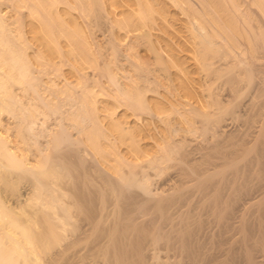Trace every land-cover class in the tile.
Instances as JSON below:
<instances>
[{
	"label": "bare ground",
	"instance_id": "6f19581e",
	"mask_svg": "<svg viewBox=\"0 0 264 264\" xmlns=\"http://www.w3.org/2000/svg\"><path fill=\"white\" fill-rule=\"evenodd\" d=\"M6 1L12 3L16 9L21 10L18 20L21 26V37L12 27L14 21H11L7 11L2 9L0 4V128L4 126L3 117L6 115L11 114L17 120V124L14 126L17 134L15 137L19 138V150L22 152L18 154L12 148L11 143L13 140H9L12 138L7 137L0 129V264H148V261L154 263L153 260L155 259L159 264H180L181 260L182 264L187 261L188 264H199L200 262V264H206L204 262L207 260L206 257L211 255L205 251L206 247L203 248L206 244H203V246L202 240L197 242L198 250L200 251V248H203L201 253L196 250L197 247L194 244L203 237L198 231L204 229V223L207 222L198 219V216L196 217L193 213V211H197L196 209L190 212L194 216H189L186 209H190L188 206L193 203H188V208L183 207L186 208L184 211L188 214L184 215L185 212L183 211H181L183 214H179L180 211L176 206L182 204L184 199H181L180 196L175 197L177 193H172L175 190L170 193L165 190L156 193L154 192L155 189H152L154 184L152 187L150 184L152 174H155V171L160 172L159 169H162V164H164V158L158 156V148L169 141L166 127L169 130L168 125H170L172 115L179 113L176 122L180 124L181 129L185 132L191 131L193 117L186 111L182 110L180 112L179 104L174 103L163 92L152 95L146 100L147 108L155 114L154 119L150 118L149 115L138 114L137 111L143 105L141 103L144 102L143 99L141 101L135 98L132 104L124 103L125 101L120 97L110 93L101 81H97V78L92 82L90 81L88 72L97 73V69L102 68L100 67L102 64L97 57L94 42L91 40V32L83 22L86 0ZM196 1L99 0L103 11L108 15L112 24L116 26V30L114 29L115 31L112 34L114 36L110 41L114 44H111L114 47L112 53L119 52V46L128 43V38L133 34L134 36L138 34L136 36H141L140 38L146 37L152 45V50L157 55H162L163 62L172 70V82L176 90L183 99L193 106L191 108L194 112L205 115L210 112V106L204 101L200 92L202 83L198 79L199 74L205 71L209 75L212 71L211 62H214V59L217 60L216 58H224L235 54L227 60L224 58V61L230 62L229 59L237 58V53V55H240L237 49H241L239 46L234 45L236 44L235 41L239 40L237 37H234L237 40L232 39L233 36H239L240 34L244 37L246 35L248 37L254 34L259 35L257 31L264 28V0ZM0 2L3 3L2 0ZM219 3H222L220 5H224V8L226 7L223 10L227 12L221 10ZM194 5H198V7L195 8ZM172 8L175 9L174 12L169 11ZM170 20H175V22ZM178 20L185 21V25L182 27L183 30H176L178 28L174 24ZM221 21L222 23H220ZM253 21L255 22L253 23ZM228 28L231 30L227 31ZM169 30L176 31L177 35L175 34V36L179 38L173 40L174 37L172 38ZM254 30L256 33L252 32ZM248 31L253 35H250ZM261 32L264 33V30ZM261 32L260 34H262ZM231 33L234 34L231 35ZM260 36L246 37L248 39L245 41L251 43V38H253L257 42L255 44L257 45L256 49L262 48L264 40L257 41L261 39L257 38ZM245 41L243 42L245 43ZM252 43L251 45L254 47L255 45ZM258 43L261 44V47ZM248 46L247 51L249 49V52L252 53L255 48ZM245 56L247 57V55ZM240 59L237 58L239 60L238 64L241 62L240 65L236 64L240 69L245 68V62L240 61ZM249 59L251 58L249 57ZM219 60L223 62V59L220 58ZM231 64L236 66L232 62ZM105 68L107 69L108 66ZM108 70L110 71V69L106 70L110 82L120 87L118 80L115 78L117 75L114 76L113 72H108ZM239 71L240 75L245 73L243 70ZM246 73L250 75L249 71H246ZM246 76L243 78H246ZM95 77H97V74ZM18 91H21L22 94L25 93V96L28 94L29 98L25 97L26 101H24L22 95V99H20L19 93L21 92ZM68 105L71 107H68ZM251 118L255 117L252 116ZM82 121H87L89 125L87 127L82 126ZM14 127L12 128L14 129ZM76 128H79V130ZM72 129L78 130L77 133L80 137L83 135V145L81 146L85 145V150L87 149L93 155L96 164L98 163L111 177L129 175V177L124 178H131L132 180L130 182V179H128L127 183L131 184L126 183L124 185V180L120 183L117 182V184L123 182L118 185V189L114 184L110 189L106 188L108 185L99 186L100 188H97V215H93L94 211L89 207L87 208L89 212L93 211L90 213L91 215H88L89 212L86 210L85 213L88 212V214L81 211L84 215L75 216L73 215L75 212L72 213L70 209L73 202L65 199L67 195L75 197V204L78 203V200L84 201L85 196L87 197L93 193L84 194L79 188L82 183H85L84 180L87 175H81L85 177L84 180L81 177L74 176L75 180L72 181V179V183L65 181L66 172L78 169L76 164H78L77 166L81 164H71V160L65 161L66 154L64 153L66 151L64 149H67V151L72 150L76 140L73 141L76 135H72ZM262 130L261 133L263 134L258 136L257 141L254 140L256 143L263 141L262 144H258V147L262 148H257L260 150V152L259 150L257 152L262 158L260 160L258 156L254 160L258 161V164L261 161L264 164V128ZM237 141L229 142V146H227L229 149H225L226 155H223L226 157H221L224 158L223 161L226 160L222 162L225 165L220 167L218 159L210 161H212L213 169H222L224 174L223 177L221 176L222 180L225 176H229L230 171H233L232 173L236 175L245 172L243 167L248 172L249 170L252 171L253 167L256 168L254 173L259 172L257 173L258 176L256 174L254 176V173L253 176L263 182L261 185L258 181L260 184L256 186V189L263 186V196L259 197L258 200H255L252 196L253 200L250 199L251 201L248 204L250 206L259 205L258 210L261 211L259 216L262 219L260 221L259 218H254L257 221H254L253 225L256 224L255 226H257L259 223L256 222L260 221L258 226H261L259 229L261 231L258 230L259 233L256 231L260 237L256 239L254 235L253 237L250 236L253 232L249 233L248 227L253 228V225L249 224L250 221L247 225L245 223L247 219L244 220L243 218L244 221L242 220L243 223H241L243 227L241 225L240 227L243 229L241 232L244 234L242 233L240 239L237 238V248L235 250H238L239 255H243L246 264H261L258 263V261L260 262V259L258 260L259 255L255 256L257 251L254 250L260 249V257L264 260V165L260 164L263 165L261 167H257L260 165L252 166L250 164H254V158L250 160L253 163L250 162L249 164V161H245L246 159L242 158L241 155L240 161L233 159L234 150L232 151V148L242 146L241 149H237L235 155L239 152V154H244V157H246L250 152L246 154V147L242 144L253 143V140L248 139L246 136ZM223 145L225 144L223 143ZM222 151L224 152V150ZM70 152L72 154V152L80 151L72 150ZM83 158L79 157L78 159L82 162L81 159L83 160ZM159 162L162 164L159 165ZM241 162L245 165L243 166ZM246 162H248V166H246ZM240 163L243 166L242 168ZM158 166L161 167L158 168ZM79 171L78 174H80ZM140 172H143V175L145 173L144 177L140 176ZM84 173L87 172L83 171L82 174ZM138 174L141 177L140 179H138ZM234 174H232L233 177H235ZM248 176L250 178V175H247L246 178ZM237 177L242 179L239 176ZM76 178L84 182L81 181L79 185L80 180L76 181ZM232 179L227 182L231 183ZM251 179H253L252 176ZM253 188H248V190L253 191ZM256 189L254 190L256 191ZM158 190L157 188L156 191ZM251 190L248 192L252 193ZM219 191L221 192V190ZM249 193L245 192L246 195H241L245 197L248 194L250 196ZM212 196H214L212 210L215 216L220 217L219 221L224 218L222 220L224 224L226 223V221L224 222L226 217L223 216L231 217V214L227 215L229 214L227 209L232 208L233 202H236L234 199L238 200V198H234L233 201L228 203L232 199L231 196L230 199L226 200L221 197L217 199L215 195ZM182 197L185 198V194ZM236 197L241 196L236 195ZM243 198L241 199L243 200ZM241 199L239 200L241 201ZM245 199H247L245 201H248V198L245 197ZM189 202H192V200ZM79 204H81V208L86 209L82 202L76 205L79 206ZM228 204H232V207H229ZM248 204L246 202V205ZM76 205L75 207H78ZM193 206L195 205L191 207ZM170 207L176 208H173V210H177L174 212L178 214L173 213L178 217L173 218V214L170 213L173 211L172 209L167 212ZM143 208L147 211L143 212ZM252 209L254 213L251 214H256L257 212L254 211L253 207ZM201 214L204 213L201 212ZM215 216L213 215V217ZM216 217L215 220L218 223ZM232 218L234 217L232 216ZM228 221L225 226L230 223ZM235 222L237 221L235 220ZM208 225L207 227H210ZM197 233H199L200 238H198L199 236L196 237ZM207 240L209 241V239ZM225 240L224 243L221 242L223 245L226 244ZM231 244L227 245V250L231 249L229 248ZM221 248L222 252L227 251L224 247ZM229 251L221 255L215 254L218 257L213 258H219L221 263L218 264H226L228 260L225 259L226 257L224 258V256H227L225 254H230L229 258L232 256L235 259L236 256L240 258L234 250L230 251L231 253ZM205 253L207 256L203 257ZM215 255L212 253L211 256ZM177 256L180 258H177ZM219 256H222L225 260ZM201 257L204 261L201 260ZM235 259L233 258L229 264L244 263H240V260L238 262L237 259L236 262ZM183 260L185 261L183 262ZM215 260L217 261V259ZM219 260L218 262H220ZM262 262L264 263V261Z\"/></svg>",
	"mask_w": 264,
	"mask_h": 264
},
{
	"label": "rangeland",
	"instance_id": "374dc122",
	"mask_svg": "<svg viewBox=\"0 0 264 264\" xmlns=\"http://www.w3.org/2000/svg\"><path fill=\"white\" fill-rule=\"evenodd\" d=\"M86 1H87L86 2V11L84 14L85 17H84L83 22H84L85 26L88 27V29L91 32V36H92L91 40L94 42V46H95L96 52H97V57H98L100 63L102 64L100 66L102 68H98L97 73L96 72L92 73V71H89V72L87 71L88 74L90 75L89 76L90 81L92 82L97 78V81H101L103 86L110 93L120 97L123 101H125L124 103L127 102V103L132 104V101L135 98L136 99L138 98L141 101L143 99L144 102H141V103H143L144 106L142 105L139 108L140 110L137 109L138 114L149 115L150 118L154 119L155 114L150 109L147 108L148 104H147L146 100H147V98L151 97L152 95H157V94L163 92L172 101H174V103L179 104L178 108H179L180 112H182V110L184 112L186 111L191 115V117H193V126L191 128V131L185 132L181 129L180 124L178 122H176L177 121L176 118H177V115L179 113L177 112L176 115L175 114L172 115V118L170 120V125H168L169 130H168V127H166L167 137H169V141H168V143L164 144L162 147L158 148V150H159L158 156L164 158V164H162L161 162H159L158 164L160 165V163H161L162 169L163 168L164 169L163 170L159 169V170H161L160 172H157V171L154 172L155 169L153 170V172L155 174H152L153 175L151 177L152 183L150 182L151 187L154 184V187H152V189L153 190L155 189L154 192H156V193H158V192L160 193V191L162 192L164 190L167 193H170L173 190H175L174 192H172V193H175V192L177 193V194H175V197L180 196L181 199H184L183 202L181 201L183 205L180 204V205L176 206V208L180 211L179 214L180 213L183 214L181 212V211H183V212H185L184 215H186V214H188V213H186V211H188L189 216H191V215L194 216L193 213H195L196 217L197 216L199 217L198 219H201L202 221L207 222V223L203 222L204 227L207 229L205 230V228L202 227L204 229L201 228L202 230L198 231L201 233L200 235L203 236L204 238L202 237L201 239H198L199 241L195 240L196 242L194 245H195V247H197L196 250L199 249L197 242H200L202 240L201 241L202 245L206 244V246L203 245L204 247L203 246H199V247H203V248L206 247L205 251H207L211 255H212V253L214 255L220 254V251L222 250L221 247H224V249L227 250V247H228L227 245H229L231 243H233L234 245L231 244L230 245L231 247H229V248H231L232 250H234L238 254V250H235V249L237 248L236 247L237 246L236 245L237 240L240 239V237H242V235L244 234L243 232H241V231H243V229H241V227H243L241 224V223H243L242 222L243 218H244V220L249 219L248 221L246 220L245 223L247 224L250 221V223H249L250 225H253V223H255L254 221H257L256 220L257 218H259L260 221L262 219V217L259 216V214L261 212V211L259 212V210H258L259 205L255 204V206H250L248 204V202L251 201L250 199L253 200V197L255 200L256 199L258 200L259 197L263 196V194H262L263 193V186L261 188L258 187V189H256L257 188L256 186H258L260 183L262 185L263 182L254 177L256 175L258 176L257 173H259V172L254 173V171H256V168L253 167L254 168V170L252 168L253 172L251 170H249V172H252V173H249L245 169V167H243L245 165V163L243 164L244 161L241 162L243 164V166L240 163V167L241 168L243 167V169L245 170L246 173L245 172L242 173L241 171H243V170H241L240 171L241 173L236 172L237 173V175H236V174L232 173L233 171L229 170L230 173L235 175L236 179H235V177H233L232 174L228 173L229 176H225L224 179L222 180L221 176L223 177V175H224L222 172V169L221 168L213 169L212 161L218 159V163H219L220 167L222 165H225V163L223 164L222 162H225L226 160L223 161L224 158L222 159L221 157L226 155V150L229 149L227 147V146H229V142H238L237 140H239L243 136H246L248 139L253 140L252 144H248V145L242 144L243 146L246 147V149H245L246 154L248 152H250V153H248L249 155L247 154V156L245 154L246 157H244V154L243 155L239 154V152H237L238 154L235 155L237 149L239 150L242 148V146H238V147L236 146L237 148L236 147H234V149L232 148V151L234 150V158L233 159L238 161L240 159V157L243 156L242 158H245L246 159V160L244 159L245 161L248 160L249 164H250V162H252L250 160H252L254 158L253 159V161H254L256 159L255 157H258V156L260 157V155H259L260 150L259 149H261L262 147H258V144H262L263 141H260L257 143L255 141H257V138L260 134H263V133H261V131L263 132L262 129L264 128V108H263L264 107V56H263L264 51L262 52V50H264V44H263L264 42L262 43L263 44L262 48L256 49L257 45H255V44H257V42L255 41V39L253 40V38H254V35L255 36L261 35L260 37H257V38H261L257 41L258 42L260 40L263 41L264 40L263 39L264 33H262L261 31H263L264 28L261 27L263 30L257 31V32H259V33H257L259 35H256V34L253 35V33H250L248 31L250 33V35L251 34L253 35V36H250V35L249 36L253 37V38H251L252 42L255 41L253 43L251 42L253 45H255L254 47H252L250 42L248 43L247 41H245L246 39L250 38L247 35H246V37H248V38L242 36L241 34L239 35L240 37L238 35L233 36V37L231 36L232 39L237 40L236 38H234V37H237L238 40L240 41V42L235 41L236 44H234L236 46H239V48L241 49V50L237 49V51L240 53V55H237L238 54L237 53L236 57L238 59H240V57H241L240 61L243 60L245 62V68L248 70H246L244 67L241 69L239 68L238 65H240L241 62L238 64L239 60H237V58H233V60L229 59L230 62L224 61L225 59L227 60L228 58L235 56V54H234L232 56L230 55L231 57L225 56L224 57L225 59L223 57L216 58L217 60L214 59V62L213 61L211 62L212 63V65H211L212 71L209 73V75H207V73L205 71H203L202 73L199 74L198 79L202 83V85L200 87V92L202 94L204 101L210 106V112L203 115V114H199L198 112H194L193 108H191L193 106L190 105L187 102V100L183 99L181 94L176 90V88L172 82V70L170 68H168V66L165 62H163L164 61L163 56L157 55L152 50V45H151L149 39H147L146 37L140 38L141 36H136L138 34H136L135 36L133 34L131 37L128 38V43L120 45L119 46L120 51L118 50L119 52L113 54L112 52H113L114 47H112L111 44H113V43H111L110 41H112V36H114L112 34L116 30V26L112 24L108 15L103 11L99 0H86ZM2 2L3 3L0 2L2 9H5L7 11V15H9V17L11 18V21L12 20L14 21V22L12 21L13 22L12 27L16 31V33H18L20 36L21 26H20L18 20H19L21 10L13 7V4L10 3L9 1L2 0ZM220 4H222V3H219V6L222 8L221 10L226 8V7L224 8V5H220ZM95 6H97V7H95ZM194 7L197 8L198 5L197 6L194 5ZM220 7H219V10H220ZM243 9H245V8H243ZM120 11H122V9H120ZM169 11L174 12L175 9L172 8ZM223 11L227 12L226 10H223ZM221 13H223V12H221ZM255 20L258 22L257 19H255ZM171 22H175V20H172ZM254 22L255 21H253V23ZM184 23H185L184 20H178L175 23L176 25L174 23L173 24H174V26H176V28H178L176 30L180 31V30H183L182 27L185 25ZM220 23H222V21ZM255 24L257 26L259 25L257 23H255ZM261 26H262V24H261ZM229 30H231V29L228 28L227 31H229ZM169 31H171V30H169ZM173 32L172 31L170 32V35L172 36V38L174 37L173 40H176L175 38L178 39L179 37L175 36V34L177 35V32L176 31H173ZM252 32L256 33L255 30ZM260 32L263 35L260 34ZM249 33H247V34H249ZM233 34L231 33V35H233ZM243 41H245V43ZM248 44H250V46H248ZM241 45L243 48L241 47ZM260 45L261 44H259V47H261ZM247 46L250 48H255V50H253L251 53V52H249V49L247 51ZM244 49H246V50H244ZM258 51H259V53H258ZM253 52H255L256 54H260V55H256L255 53L253 54ZM244 54L247 55V57ZM249 57L251 59H249ZM220 58L223 59L222 60L223 62H221L219 60ZM262 59H263V61H261ZM234 60H236V61L234 62ZM258 60H260V61H258ZM224 62H226V63H224ZM228 62H229V64H228ZM231 62L233 64L237 63L238 65L237 64H236V66L232 65ZM247 64H248V66H246ZM106 66H108L110 71L113 72L114 76L117 75V76H115V78L118 80L120 87L113 85L112 82H110V79L108 78L109 74L106 71L108 68L106 69L105 68ZM233 66L237 67V68H234ZM230 69H233V70H230ZM239 70H243L245 72L244 73L245 75L244 74L240 75ZM110 71L108 70V72H110ZM246 71H249L250 75H247ZM94 73L97 74V77H95L96 74H94ZM236 73L240 76V78ZM245 76H246V78H249V79L243 78ZM249 76H251V77H249ZM251 78H253V79H251ZM56 79H58V78H56ZM18 92H21V91H18ZM258 93H260V94H258ZM19 94H20L19 98L20 99L23 98L22 100H24V101H26L25 97H27V99L29 98L28 94L26 96H25V93L22 94V92ZM21 96H22V98H21ZM258 97H260V98H258ZM250 105H252V106H250ZM69 106L70 105H68V107ZM239 106H241V107H239ZM190 108H191V110H189ZM232 109H233V111H232ZM191 111H193V112H191ZM233 112L236 114H234ZM252 116L255 118H251ZM256 117H257V119H256ZM12 118L13 117L11 116V114L4 116L3 117V123H4L5 127L2 126L0 129L4 134L7 135V137L10 136L9 138H12V139H9L10 141L13 140L11 143L13 145L12 148H14L15 151H17L18 154H20L22 151L19 150L20 149V146H19L20 142H19V138H17V136L15 137V135H17V134L15 131L16 128L14 127L17 124V120L15 118H13V119ZM81 124H82V126H86V127L89 125L87 121H82ZM250 125L251 126L253 125V126L251 127ZM243 126H245V127H243ZM8 127L11 129H9ZM12 127H14V129ZM261 127H263V128H261ZM5 129H7V130H5ZM76 129L79 130V128H76ZM72 130H73V131H71V132H73L72 135H74V134L76 135V136H74V139H73V141L75 139L76 140H75V143L73 142L74 144L72 146V148H73L72 150L73 151L77 150L80 152H76V153L72 152V154H71L70 151H72V150H68L69 151V153H68L67 149L66 150L64 149V151H66L64 153V154H66V157H65L66 160L65 161L71 160V162H70L71 164L81 163V164H79V166H81V167L77 166L78 164H76V167L78 168V169H76L77 171L72 167V169H74L76 172L74 170L67 171L66 172L67 176L65 177V181L72 183V181L75 180L73 178L74 176H77L79 178L81 177L84 180L85 177H83L81 175H84V176L87 175L88 177L86 176L84 181H85V183H88V184L82 183L80 185L81 181H83V180H81L79 178H76V181L80 180V182H79L80 187L79 188L82 190L81 191L82 193H84V194L90 193L91 194L93 192L92 193L93 195L91 194L92 196L91 195H88L87 197L85 196L84 201L83 200L77 201L78 203L82 202V205L86 209L81 208V204H79V206L76 205L78 203L74 204V202L76 201V199H74L75 197L73 198L72 196L67 195V197L65 199H66V201L73 202L71 205L72 208H70L72 213L75 212L73 215L78 216V215L82 214V212H84V214H88L89 209H87V208H89V207H91L92 210L94 211L93 215H97V206H96L97 205V188L99 186L102 187L103 185L104 186L108 185V186H106V188L110 189L114 184L117 186V187L116 186L115 187L118 189V185H121L123 182H124L123 185L126 184L128 179H130L129 180L130 182L132 180H131V178H124L126 176L129 177V175H126L124 177H116V176L111 177L109 175V173H107L105 170H103L98 163L96 164L95 160L93 159L94 158L93 155H91V153L87 149L85 150V147H84L85 145L81 146V145H83V137H82L83 135H81V137H80L79 133H77L78 130H75V129H72ZM223 130H226V131H223ZM230 133H232V134H230ZM81 139H82V141H81ZM260 139H262V138H260ZM78 142H79V144H78ZM80 143H82V144H80ZM223 143L225 145H223ZM223 146H224V148H223ZM259 146H262V145H259ZM257 148H259V149H257ZM68 149H71V148H68ZM220 150H221V152H220ZM222 150H224V152ZM258 150H259V152H257ZM86 153H88V155H86ZM68 154H70L69 156L72 155L71 158H69V156H67ZM254 154H255V156H254ZM260 154L262 155V153H260ZM74 155H76V156H74ZM79 157H81V158L84 157L83 160L81 159L82 162H80V159H78ZM224 157H226V156H224ZM237 157H239V158H237ZM261 158L262 157H260V160H261ZM210 160H212V161H210ZM257 160H259V159L257 158ZM261 162H260V164H263V162L262 163ZM246 163H247L246 166H248L249 165L248 162H246ZM260 164H258V161L257 162L254 161V164H250V165H252V166L254 165L256 167L257 165H260ZM263 165H260L257 167H261ZM159 167H161V166H158V168ZM248 169H249V167H248ZM259 169H261V168H259ZM88 170H92V171H88ZM78 171L80 174H78ZM83 171L84 172L86 171L87 173L82 174ZM257 171H259V170H257ZM214 172H215V174H214ZM142 173L143 172H140L139 174H140V176L144 177L145 173H144V175ZM149 173H152V172H149ZM253 173H254V176H253ZM261 173H263V172H261ZM75 174H78V175H75ZM139 174H138V179L141 178V177H139ZM241 174L242 175L243 174L244 175L245 174L250 175V178L248 176L247 178H249V179L246 180L247 175H245V176L243 175L245 177V179H244V177ZM197 175H198V177H197ZM211 175H215V176H211ZM230 176H231V178H229ZM237 176H239V178H242V179H238ZM251 176L253 177L254 180L251 179ZM232 177H233V179H232ZM212 178L215 180L213 181ZM217 179H219V180H217ZM231 179H232V181H230L231 183L227 182L228 180H231ZM121 181H123L121 184H117V182L120 183ZM235 181H236L238 186L236 185ZM242 181H244V182H242ZM211 182H214V183H211ZM222 182H224V183H222ZM127 184H131V183H127ZM231 184H233V185H231ZM219 186H220V188H219ZM174 187H176V188H174ZM221 187H224V188L221 189ZM92 188H94V189H92ZM157 188L159 189L158 191H156ZM232 188H234V189L232 190ZM248 188H251V189L253 188V191L251 189H249V190H251L252 193L248 192L249 191ZM254 189H256L257 192ZM219 190H221V192ZM130 191H128V193H130ZM131 192H133V191H131ZM245 192L251 194L250 196L248 194H247V196H245L246 198H248V201H245L247 199H245V197L241 195V194L244 195ZM184 194H185V198L182 197V196H184ZM71 195H73V194H71ZM212 195H215V198H217V199L219 197H221L223 200H226L228 198L230 199L232 197V199L230 201L228 200L229 202L227 201L228 203L233 201L234 198H238V200L234 199L237 203L233 202V207H232V204H228L229 207L231 206L232 208L227 209L228 213H229L227 215L231 214L230 216L231 217L233 216L234 218L231 219V217H229V216H225V215L223 216V217H226L224 220V222L226 221V223L228 221L227 218L229 217L228 222H230V223H228V226H225L226 223L223 224L222 220L224 218L220 219V221H222V222H220L219 221L220 217H218L217 215H216L217 217L215 216V213L212 210L213 209L212 201L214 200V198H213L214 196H212ZM236 195L241 196V197H236ZM256 195H257V197H256ZM85 198H87V199H85ZM187 198L189 199V201L192 200V202H189ZM241 198H243V200ZM89 199H90V201H89ZM239 199H241V201ZM185 202H186V205H185ZM209 202H211V203H209ZM246 202L248 205H246ZM188 203L189 204L193 203L192 205H195V206L191 207L192 205H189L188 207H190V209H186V208H188L187 207ZM242 203H244L246 207ZM90 204H91V206H90ZM235 204H237V205L235 206ZM240 204H242V205H240ZM75 205L78 206L79 209H78V207H75ZM178 206H181L182 208L178 207ZM196 206H198V207H196ZM237 206H239V207H237ZM146 207H144V208H146ZM183 207H186V208H183ZM252 207L254 208V211L257 212L256 213L257 216H256V214H251V213H254ZM91 208H90V210H91ZM144 208L142 211L143 212L147 211ZM173 208L176 209L175 207H173ZM173 208L170 207L167 212H169L171 209L173 210ZM185 209H186V211H184ZM194 209H196L197 211H193ZM229 209L233 210V211H230ZM86 210L88 211L87 213H85ZM92 210H91V212H93ZM200 210H202V211H200ZM174 211H177V210H173L172 212H170L171 214H173V218L178 217L177 215H174V213L178 214L177 212H174ZM192 211H193V213H190ZM91 212H89L88 215H91L90 214ZM201 212H203L204 214H201ZM246 212H249V213H246ZM84 214H82V215H84ZM212 214L216 217V219L218 220V223L216 222L215 217H213ZM249 215H251L252 217ZM244 216H246V217H244ZM208 217H210V218H208ZM237 218H239V219H237ZM250 218H252V219H250ZM254 218H256V219H254ZM204 219H206V220H204ZM235 220L237 222H235ZM260 221H258L256 223L260 224ZM220 223H222V224H220ZM218 224L221 226L223 225V226L221 227ZM249 224H247V225H249ZM207 225L210 227H207ZM240 225H241V227H240ZM255 225H253L252 227L253 228L255 227L257 230L250 228L251 226L248 227L250 230L249 233H252V232L254 233V234L252 233L251 235L250 234H248V235H250L251 237H253V235H254V238L259 239L260 235H257V232L259 233V231H261V230H259L261 228V226H258V225L255 226ZM234 226L235 227L237 226V228L238 227L239 228L237 229ZM224 227H228V228H224ZM218 228H219V230H218ZM230 229H232V230H230ZM236 230H238V231H236ZM203 232H205V233H203ZM235 232H237V233H235ZM202 233H203V235H202ZM197 236H199V233L196 234V237ZM221 237H223V238H221ZM234 237H236V238L234 239ZM198 238H200V236ZM206 238L209 239V241ZM210 238H212V239H210ZM225 239H228V240L226 241ZM224 240H225L226 244L223 245L222 243H224L223 242ZM215 242H217V243H215ZM210 245H213V246H210ZM208 246H210L211 248ZM214 246H218V247H214ZM203 248H200V251L198 250V252L201 253V249L203 250ZM214 249H216V250H214ZM231 249H228V250H230L232 252ZM209 250H211V251L209 252ZM228 250L226 252H228ZM259 250L258 249L254 250V251H257L255 256L259 255L258 260L260 259V262L258 261V263L264 264L262 262L264 260L261 259V257H260L261 251H259ZM214 252H216V253H214ZM224 252L225 251H223L222 253H224ZM258 253H260V254H258ZM211 255L207 256L205 253V254H203V257L207 256L206 257L207 260L204 261L203 257H201V260L206 262V264L221 263L219 258H213V257H218V255H215V256H211ZM225 255H227V256H224V258L226 257L225 259L228 260L227 261L228 264H229V262H232L231 260L233 258L235 259V257H233V256L229 258L230 254H225ZM239 256H240V258L238 256H236L237 257L236 259L238 260V262L240 260V263H243L244 262L243 255H239ZM219 257L224 259L222 256H219ZM177 258H180V257L177 256ZM215 259H217V261ZM236 259H235V261L237 262ZM256 259H257V257H256ZM156 260L157 259L153 260L154 263H152V261L151 262L148 261V264H151V263L157 264L158 262H156ZM177 260H180V259H177ZM185 260H183V262ZM218 260L220 262H218ZM198 261H199V259H198ZM177 262L179 263V261H177ZM181 262H182V260L180 261V264H182ZM187 262H185V264H188ZM227 262H226V264H227ZM222 264H224V263H222ZM243 264H246V263L244 262Z\"/></svg>",
	"mask_w": 264,
	"mask_h": 264
}]
</instances>
